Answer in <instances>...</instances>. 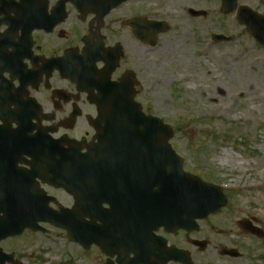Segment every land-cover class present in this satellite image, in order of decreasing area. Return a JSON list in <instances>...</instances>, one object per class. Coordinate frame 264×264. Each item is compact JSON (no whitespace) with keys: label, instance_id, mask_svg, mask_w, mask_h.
Listing matches in <instances>:
<instances>
[{"label":"flooded vegetation","instance_id":"af4514ba","mask_svg":"<svg viewBox=\"0 0 264 264\" xmlns=\"http://www.w3.org/2000/svg\"><path fill=\"white\" fill-rule=\"evenodd\" d=\"M83 1L0 0V177L3 179L14 172L29 173L32 161L29 142L47 137L48 132L55 140L83 141L92 147L98 144L96 136L106 127V54L117 57V63L109 70V82L125 78L133 102L143 109L144 83L149 85L157 70L155 59L140 57L144 49L152 54L157 42L154 40L153 45L136 37L132 24L142 19L158 21L155 12L135 6L149 0L126 1L107 15L106 0ZM207 1L188 0L196 12H207ZM128 5L132 6L124 9ZM160 9L162 12L156 13L165 14L167 5L161 2ZM190 9H186L187 15L197 19L191 17ZM206 18L198 17L203 23ZM127 48L132 50L129 59L125 58ZM83 50L89 54L85 63L79 59L84 56ZM67 54L65 60L60 59ZM39 153L46 158L45 148L41 155L39 146ZM4 180H0L1 185H5ZM36 183L38 189L52 196L54 193L64 196L52 205L54 209L72 207L73 199L63 191L54 190L40 180ZM245 219L254 229L250 234L242 232L238 220L227 231L214 230L209 218L198 221L193 230L167 229L150 223L137 229L150 238L138 245L111 246L115 255L106 253V264H134V252L140 256L136 264H264V224L252 215ZM136 222L146 223L142 213ZM28 235L26 231L6 241L14 242ZM2 255L11 256L3 264H28L36 258V253L28 250H4Z\"/></svg>","mask_w":264,"mask_h":264},{"label":"rangeland","instance_id":"374dc122","mask_svg":"<svg viewBox=\"0 0 264 264\" xmlns=\"http://www.w3.org/2000/svg\"><path fill=\"white\" fill-rule=\"evenodd\" d=\"M247 2L264 15V0ZM164 3L168 30L152 54L144 49L140 57L155 59L157 70L153 81L144 83L143 106L173 129L170 145L186 172L225 190L236 189L226 193L228 206L212 218L214 230L227 231L248 215L264 224V49L234 15L220 13L218 2H206V23L187 15L186 9L193 8L188 0ZM142 6L156 16V10L162 12L158 1ZM212 34L234 40L215 44ZM131 56L127 48L125 58ZM47 228V235L30 234L0 247L35 252L28 264H103L97 250L80 252L68 245L65 232Z\"/></svg>","mask_w":264,"mask_h":264},{"label":"water","instance_id":"95a60500","mask_svg":"<svg viewBox=\"0 0 264 264\" xmlns=\"http://www.w3.org/2000/svg\"><path fill=\"white\" fill-rule=\"evenodd\" d=\"M111 1L113 0H109V2ZM235 1L224 0L222 2L223 12L233 11L236 5ZM237 21L246 27L260 45H264V20L262 17L248 9L241 8L237 13ZM160 25L162 27L164 24ZM146 30H149V27ZM159 31L161 32L163 29L156 30V32ZM139 37L144 39L145 32L139 34ZM214 39L216 41L231 40V38L223 36H214ZM121 87V85L115 87L110 94V102L106 105V108L110 110L106 112V154L112 159H114L113 155L138 157V172L132 171L136 168V159L135 164L129 167V170L132 171L129 176L122 175L120 177L117 175L120 180H123V184L117 183V185L115 181L108 184L107 179L112 173L106 172V192L95 195V202L99 204L107 201L127 204L139 202L175 203V206L170 210L171 218L167 217V220L180 217L184 220L181 223L186 225H192L194 220L216 213L221 207L226 206V198L219 188L206 185L197 177L182 172L180 160L175 157L167 145V141L172 138V131L167 126L157 119L144 117L140 110L137 114L127 118L117 114L116 110L130 107L126 103L127 98L121 92ZM60 153H62L60 148L50 142L47 143L48 155ZM165 156H169V158H164ZM25 179H28V176ZM52 179V177L46 178L49 183ZM54 185L59 187V184ZM156 187L157 191L152 192ZM15 195L17 194L15 193ZM21 195L22 198L14 200L15 203H18L17 208L0 206V241L7 237L20 235L26 228L37 231L39 228L36 224L41 221L65 229L71 241L82 245L95 243L102 249L106 241V229L109 226L101 216L96 214L80 215L79 208L67 213L52 212L47 208L48 200L45 203L41 200L40 212L39 208L36 209L32 196L30 200H26L27 207H25V194ZM2 202L0 199V204ZM5 202L10 201L5 200ZM29 203L31 204L30 208ZM15 212L20 216L14 217ZM81 217L89 218L90 222L83 221ZM70 218L74 221L72 222ZM95 222H100L101 225H96ZM80 225L85 227L82 228ZM9 258L0 254V264Z\"/></svg>","mask_w":264,"mask_h":264}]
</instances>
